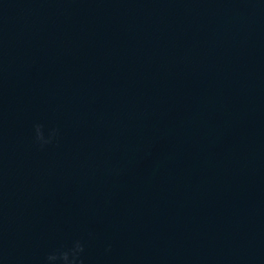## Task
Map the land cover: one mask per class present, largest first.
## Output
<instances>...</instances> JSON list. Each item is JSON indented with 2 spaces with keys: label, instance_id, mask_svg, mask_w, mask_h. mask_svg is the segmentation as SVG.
Segmentation results:
<instances>
[{
  "label": "water",
  "instance_id": "obj_1",
  "mask_svg": "<svg viewBox=\"0 0 264 264\" xmlns=\"http://www.w3.org/2000/svg\"><path fill=\"white\" fill-rule=\"evenodd\" d=\"M78 240L264 264V0H0V264Z\"/></svg>",
  "mask_w": 264,
  "mask_h": 264
},
{
  "label": "clouds",
  "instance_id": "obj_2",
  "mask_svg": "<svg viewBox=\"0 0 264 264\" xmlns=\"http://www.w3.org/2000/svg\"><path fill=\"white\" fill-rule=\"evenodd\" d=\"M35 142L41 147L52 144L59 137V129H53L46 137L44 126L42 124L34 125ZM108 251H111L109 248ZM85 252V245L81 241H75L73 246L67 250H57L47 256V264H84L83 254Z\"/></svg>",
  "mask_w": 264,
  "mask_h": 264
}]
</instances>
